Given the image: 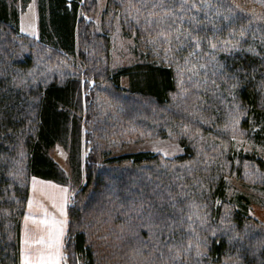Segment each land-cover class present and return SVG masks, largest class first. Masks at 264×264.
Masks as SVG:
<instances>
[{
    "label": "trees",
    "instance_id": "16d2710c",
    "mask_svg": "<svg viewBox=\"0 0 264 264\" xmlns=\"http://www.w3.org/2000/svg\"><path fill=\"white\" fill-rule=\"evenodd\" d=\"M36 1L38 39L19 33L15 0H0V264H20L30 177L71 180L49 152L56 143L75 182L84 168L66 206L64 263L264 264V223L227 178L264 191V0H107L138 58L114 71L104 64L109 36L79 17L83 0ZM78 39L89 74L126 93L108 125L96 119L85 132L83 164L79 80L27 75L35 45L74 53ZM120 127L175 139L182 151L164 158L90 141ZM240 135L248 151L235 148Z\"/></svg>",
    "mask_w": 264,
    "mask_h": 264
},
{
    "label": "rangeland",
    "instance_id": "374dc122",
    "mask_svg": "<svg viewBox=\"0 0 264 264\" xmlns=\"http://www.w3.org/2000/svg\"><path fill=\"white\" fill-rule=\"evenodd\" d=\"M36 4V0H28L25 3L22 0H15L14 2V5L19 10L17 22L19 33L21 35H28L34 39L39 38ZM115 11H117L116 7L107 6V0H83V4L79 8V17H83L84 24L89 23V31H91L92 35L107 34L109 36V54L104 64H106L108 70L110 69L111 71L129 66L138 60L137 55L133 52V40L123 33ZM18 41L20 45L23 42L28 43V41L22 37H18ZM80 45V39H78L77 45L74 48V53L63 50V53L60 54L40 44L35 45L33 47L35 63L33 68L28 70L27 75L39 74V76H41L42 71H47L50 78L67 79L69 77H76L79 80L81 84L80 111L83 115L82 133H84L82 136L84 146L81 152L83 164L84 156L88 151L87 149H89L85 132L89 127H95L93 124H95L96 119V123H102V121L105 120V124L108 125L109 121L112 120L110 119L111 115L115 114L116 102H118L119 99L124 100L122 97L126 96V93L117 91L102 75L94 76L93 73L89 74L90 71L88 69L86 70L87 65L82 63L80 47H83V45ZM28 50V48L24 49V51ZM87 53L89 55V50H87ZM96 64L100 69L104 67L101 61ZM120 85L121 87L128 86V79L126 76L120 78ZM93 113H95L96 117H94ZM140 113L143 114L142 112ZM90 134L92 136L90 141L93 143L97 142L99 149L108 150V148H110L109 150H111V152L114 150L120 152L150 150L165 158L175 156L182 151L181 146L175 139L164 136L155 138L144 137L141 136L142 130L135 129L134 127L131 129L129 128V132L127 127L126 130L121 129V127L117 128L116 135H109V137L112 138L102 137L97 130ZM245 135L234 138L233 142L237 150L248 151L247 148L252 146L249 141L250 139ZM117 147L121 148L116 150ZM257 149L261 154L264 153V145L258 146ZM49 152L64 170V173L71 178L67 183L68 189L70 188L69 201L74 192L84 183L83 165L80 179L78 182H75L73 176H71L68 150L63 147L61 143H56ZM227 178L229 184L233 186L230 194L234 196V199H237L239 193L246 194L251 203L249 206V213L264 223V191L256 185H250L251 183L248 184V180L246 179L238 180L236 176ZM64 264H66V262Z\"/></svg>",
    "mask_w": 264,
    "mask_h": 264
},
{
    "label": "crops",
    "instance_id": "0c3cea01",
    "mask_svg": "<svg viewBox=\"0 0 264 264\" xmlns=\"http://www.w3.org/2000/svg\"><path fill=\"white\" fill-rule=\"evenodd\" d=\"M68 197L67 185L30 177L29 195L21 218L20 264H64L62 247ZM49 253L54 254V259H49Z\"/></svg>",
    "mask_w": 264,
    "mask_h": 264
},
{
    "label": "snow or ice",
    "instance_id": "6c2138e0",
    "mask_svg": "<svg viewBox=\"0 0 264 264\" xmlns=\"http://www.w3.org/2000/svg\"><path fill=\"white\" fill-rule=\"evenodd\" d=\"M49 259H54V254L53 253H49Z\"/></svg>",
    "mask_w": 264,
    "mask_h": 264
}]
</instances>
